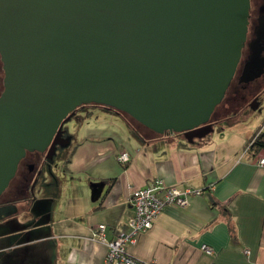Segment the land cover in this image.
Wrapping results in <instances>:
<instances>
[{"label":"water","instance_id":"95a60500","mask_svg":"<svg viewBox=\"0 0 264 264\" xmlns=\"http://www.w3.org/2000/svg\"><path fill=\"white\" fill-rule=\"evenodd\" d=\"M249 6L250 0H0V193L25 152L51 148L79 104L111 107L160 134L182 132L191 140L211 131Z\"/></svg>","mask_w":264,"mask_h":264},{"label":"crops","instance_id":"0c3cea01","mask_svg":"<svg viewBox=\"0 0 264 264\" xmlns=\"http://www.w3.org/2000/svg\"><path fill=\"white\" fill-rule=\"evenodd\" d=\"M232 125L191 140L182 132L142 139L128 125L126 132L92 128L71 149L54 203L24 227L25 243H41L44 264H103L107 246L97 224H105L106 239L128 231L130 191L161 177L201 191L184 204L163 205L126 245L129 254L157 264H264V148H248L256 130ZM121 151L128 160L118 159ZM10 218L16 220L9 214L0 222Z\"/></svg>","mask_w":264,"mask_h":264},{"label":"rangeland","instance_id":"374dc122","mask_svg":"<svg viewBox=\"0 0 264 264\" xmlns=\"http://www.w3.org/2000/svg\"><path fill=\"white\" fill-rule=\"evenodd\" d=\"M259 97L254 108H247L243 113L222 120L220 123L213 122V126L233 124L234 129L245 132L264 129V90ZM113 111L111 108L93 103L77 108L64 124L65 131L69 134L67 148L72 149L82 136L86 132L90 133L94 127L105 129L114 126L118 132H126L128 126L125 119ZM69 155L57 153L49 161L43 163L33 182L29 198L19 200V205H0L1 218L10 214L16 219L10 218L8 221L0 222V264H44L41 243L26 244L27 231L24 227L31 223H39L44 216L45 209L54 203L58 180L66 179L65 175H69L65 172V164ZM38 211H41V215Z\"/></svg>","mask_w":264,"mask_h":264},{"label":"flooded vegetation","instance_id":"af4514ba","mask_svg":"<svg viewBox=\"0 0 264 264\" xmlns=\"http://www.w3.org/2000/svg\"><path fill=\"white\" fill-rule=\"evenodd\" d=\"M252 75V76H251ZM3 69L0 61V91ZM250 77V78H245ZM264 90V0H250L246 36L241 47L234 73L219 103L210 117L213 124L235 117L247 108H254ZM79 104L74 108L88 105ZM94 104V103H93ZM65 121L54 134L52 147L43 150H27L19 159L15 173L5 189L0 193V205L12 206L19 199L27 198L32 191L44 162L55 154H70L67 148L69 134L65 131ZM70 148V147H69Z\"/></svg>","mask_w":264,"mask_h":264},{"label":"built area","instance_id":"2783aa9c","mask_svg":"<svg viewBox=\"0 0 264 264\" xmlns=\"http://www.w3.org/2000/svg\"><path fill=\"white\" fill-rule=\"evenodd\" d=\"M129 158L127 151H121L118 159L126 161ZM264 157L258 161L263 162ZM201 188H180L173 183H165L161 177L151 178L144 186L133 188L129 193V201L134 206V213L128 217V231L119 232L114 237H104V223L97 224V235L106 243L107 251L103 264H157L154 259L141 260L132 256L126 250V245L133 242L136 234L152 224L156 213L167 203L184 204L192 193H198ZM95 234V233H94ZM201 248L211 251V247L205 244Z\"/></svg>","mask_w":264,"mask_h":264},{"label":"trees","instance_id":"16d2710c","mask_svg":"<svg viewBox=\"0 0 264 264\" xmlns=\"http://www.w3.org/2000/svg\"><path fill=\"white\" fill-rule=\"evenodd\" d=\"M109 108H111V107H109ZM111 109L114 110L113 108H111ZM119 114L125 119L127 125L131 129V131L134 132L136 135H138L140 138L144 139L145 137H148L149 135H160V133H156V132L152 131L151 129L142 125L140 122L136 121L134 118L128 116L127 114H125L123 112H121V113L119 112ZM165 132H168V131H165ZM248 148L250 150H252L253 152H255L256 150H258L260 148H264V129H257L254 132V134L250 138Z\"/></svg>","mask_w":264,"mask_h":264}]
</instances>
